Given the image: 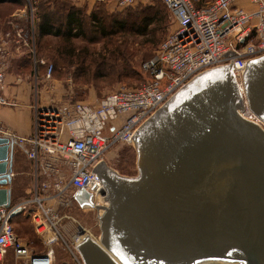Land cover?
Instances as JSON below:
<instances>
[{"label":"water","instance_id":"95a60500","mask_svg":"<svg viewBox=\"0 0 264 264\" xmlns=\"http://www.w3.org/2000/svg\"><path fill=\"white\" fill-rule=\"evenodd\" d=\"M232 69L198 76L140 127L137 177L93 170L107 192L100 238L76 246L83 264H264V56L241 82ZM14 148L0 137L7 210ZM74 199L95 207L86 190Z\"/></svg>","mask_w":264,"mask_h":264},{"label":"built area","instance_id":"2783aa9c","mask_svg":"<svg viewBox=\"0 0 264 264\" xmlns=\"http://www.w3.org/2000/svg\"><path fill=\"white\" fill-rule=\"evenodd\" d=\"M110 1L129 8L148 0H97ZM161 1L177 26L155 57L143 63L142 69L150 77L147 82L136 88L124 87L96 105L35 108L32 135L16 141L27 147L35 164L33 196L17 208H0V263L12 254L20 264H55V245L61 244L83 264L76 246L89 234L77 227L69 240L64 239L60 222L65 217L58 210L75 206L78 190L93 195V209L103 206V191L107 190L91 173L104 162L105 153L119 143L133 145L140 127L198 76L232 64L241 82L244 65L264 56V0ZM9 57L1 44L0 89ZM48 71L51 75L53 67ZM27 205L33 206L30 214L43 238V252H34L13 228V218Z\"/></svg>","mask_w":264,"mask_h":264},{"label":"rangeland","instance_id":"374dc122","mask_svg":"<svg viewBox=\"0 0 264 264\" xmlns=\"http://www.w3.org/2000/svg\"><path fill=\"white\" fill-rule=\"evenodd\" d=\"M21 1L23 6L0 4V45L4 44L14 56L18 51L24 53L23 63L27 62L29 66L18 73L30 78L36 106L62 108L76 103L96 105L107 95L124 87L140 86L150 79L142 69L143 63L155 57L159 45L177 26L173 21L167 32H158L157 37L143 36L146 30L141 14L145 10L153 14L162 5L160 0L138 1L129 8H120L112 1L99 3L97 0ZM39 5L56 10L59 20L64 15L59 11L61 8L79 10L87 34L70 42L55 36L41 37L40 21L36 14ZM95 16L103 21L106 37L93 24L91 18ZM120 22L124 28L118 27ZM153 28L151 26L150 31ZM28 32L29 36H26ZM154 41L157 43L152 45ZM13 59H7L9 66L7 63L6 76L11 72ZM51 66L53 71L49 75ZM14 143L16 147V141ZM104 164L122 177L134 178L139 175L137 151L132 145L119 143L110 149L105 153ZM26 167L28 170L29 166ZM25 182L18 180V186ZM58 211L60 216L65 217L60 222L62 227H83L94 240L100 238L102 230L97 209L71 205ZM39 249L42 250L40 244ZM3 264L20 263H16L14 256L9 254ZM55 264L78 262L64 246L57 244Z\"/></svg>","mask_w":264,"mask_h":264},{"label":"crops","instance_id":"0c3cea01","mask_svg":"<svg viewBox=\"0 0 264 264\" xmlns=\"http://www.w3.org/2000/svg\"><path fill=\"white\" fill-rule=\"evenodd\" d=\"M25 35L28 36L27 33ZM23 56L24 53L19 51L15 56L12 52L10 53L9 58H16L12 60L11 72L7 73L5 83L0 89V137L6 136L14 141H17L18 138H29L32 135L35 108L37 107L32 95L33 88L30 78L18 73L19 70L29 66L27 62L23 63ZM26 166H29L28 170ZM12 177V183L8 186L12 193L11 207L17 208L26 200L32 198L35 185V164L28 157L27 147H22L18 143L14 148ZM41 178L44 179V177ZM18 180L26 182L19 187ZM32 208L31 205H27L26 208L24 206L22 211L13 218L12 225L19 239L25 242L34 252L39 253L45 250V244L31 217ZM61 232L64 239L69 240L76 229L62 227ZM31 236L39 241L42 250L39 249V244L36 247L33 246L34 243L28 241Z\"/></svg>","mask_w":264,"mask_h":264},{"label":"trees","instance_id":"16d2710c","mask_svg":"<svg viewBox=\"0 0 264 264\" xmlns=\"http://www.w3.org/2000/svg\"><path fill=\"white\" fill-rule=\"evenodd\" d=\"M5 3L16 4V6H23L21 0H0V4ZM156 9L157 10H154L153 14L146 10L141 14L144 17L143 19H145L143 20V26L145 28L144 31H146L143 36L150 35L152 37H157L156 34H158V32H167L173 23L172 15L163 2L162 5H160ZM59 11L64 12V15L60 16V20L56 17V10H52L48 6L39 5L38 12L36 14L38 15V19L40 21V36L60 37L67 42H70L71 40L79 37H85L87 33L82 13L75 8H61ZM93 19L96 21H93ZM91 20L93 24H96L95 26L99 28V33L106 37L107 34L105 32L106 29L103 21L97 20L96 16L92 17ZM118 24L119 28L125 27L121 24V22ZM151 26H154V28L150 31L149 28H151ZM27 35L29 36V32L27 33ZM155 43H157V41H154L152 45H154ZM28 241L30 243H34L35 245L33 246L38 247L39 241L34 236H31Z\"/></svg>","mask_w":264,"mask_h":264},{"label":"flooded vegetation","instance_id":"af4514ba","mask_svg":"<svg viewBox=\"0 0 264 264\" xmlns=\"http://www.w3.org/2000/svg\"><path fill=\"white\" fill-rule=\"evenodd\" d=\"M100 172L102 173V174H105L107 171H106V169L103 167V165L100 167ZM75 205H78L77 203L75 204ZM79 206V205H78ZM96 209V208H95Z\"/></svg>","mask_w":264,"mask_h":264}]
</instances>
